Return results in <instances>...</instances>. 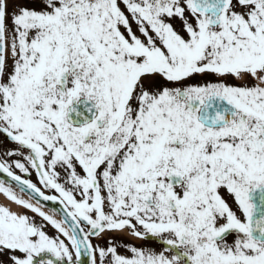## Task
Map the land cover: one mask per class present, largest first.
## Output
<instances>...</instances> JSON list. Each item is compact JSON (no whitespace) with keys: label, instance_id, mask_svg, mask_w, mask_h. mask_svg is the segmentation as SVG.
Returning a JSON list of instances; mask_svg holds the SVG:
<instances>
[{"label":"snow or ice","instance_id":"1","mask_svg":"<svg viewBox=\"0 0 264 264\" xmlns=\"http://www.w3.org/2000/svg\"><path fill=\"white\" fill-rule=\"evenodd\" d=\"M0 264H264V0H0Z\"/></svg>","mask_w":264,"mask_h":264}]
</instances>
